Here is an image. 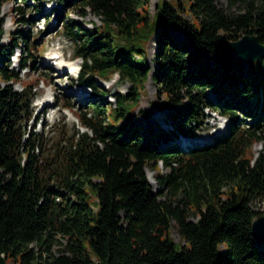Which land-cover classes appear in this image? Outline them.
Masks as SVG:
<instances>
[{"label":"trees","instance_id":"obj_1","mask_svg":"<svg viewBox=\"0 0 264 264\" xmlns=\"http://www.w3.org/2000/svg\"><path fill=\"white\" fill-rule=\"evenodd\" d=\"M55 1L72 55L81 59L75 80L89 86L91 100L73 113L78 125L64 132V144L36 153L23 128L33 92L11 86L17 74L0 49V264H264V244L250 227L264 214V98H236L264 88V56L243 64L227 51L237 30L264 44V0H188V17L180 4L157 0L151 70L148 0ZM70 2L99 22L85 27L67 17ZM170 27L184 36L175 40ZM112 73L129 87L102 106L107 90L96 78ZM148 75L166 104L180 105L167 113L168 128L139 125L142 109L130 114ZM204 108L227 116L226 130L199 145L173 142L204 128ZM259 141L253 156L250 145ZM146 165L156 169V190ZM255 200L261 208L252 207ZM171 225L182 243L171 239ZM55 234L64 243L53 253Z\"/></svg>","mask_w":264,"mask_h":264},{"label":"rangeland","instance_id":"obj_2","mask_svg":"<svg viewBox=\"0 0 264 264\" xmlns=\"http://www.w3.org/2000/svg\"><path fill=\"white\" fill-rule=\"evenodd\" d=\"M156 1L148 0L146 6L150 23L149 28L152 31L144 48V60L149 63L150 70L153 65L151 57L155 50L153 39L155 38L156 28L152 12ZM158 2L160 4L162 0H158ZM166 2L178 10L180 4L183 7L182 14L186 17L189 16L188 0H166ZM36 4L40 7L39 12L32 11V6ZM218 4L223 6V0H219ZM18 6H21V8H18ZM61 7L62 5L55 0H26V2L23 0H7L0 5V17L2 20L0 23V49L9 54L7 69L17 74V79L9 80L11 86L19 90L26 85L33 92L28 101L30 117L23 123V128L27 130L28 137L36 142L34 151L38 154L50 151L55 145L64 144L62 139L64 132L71 133L78 125L73 113L88 109L87 103L91 100L89 88L84 86L83 91L77 94V87L73 82L78 71H76V68L79 66L80 59L72 55L73 43L61 30L62 19H66V17H61V15L58 16L56 9ZM67 8V17L71 16L75 20H80L85 27L99 22L98 16L88 8L80 9L75 7L72 2L67 5ZM230 9L233 8L231 7ZM17 30L25 31L23 32L25 38L21 37V32ZM170 32L175 40H179L184 36L183 32L177 27H170ZM242 33V30L235 31L233 38L239 37ZM15 41L19 43L16 44ZM52 50H55L59 56L51 60L48 57ZM22 59L26 61V66L20 68ZM203 59L208 64L212 63V60L207 56H203ZM260 64L264 65V62ZM61 65H64L63 71L59 70ZM96 79L97 83L107 90V93L100 97L102 106H106L109 103L113 104L114 96L112 93L114 91L126 92L129 87V82L127 80H118L116 73H112L107 78L98 77ZM3 83L5 81L0 80V85ZM206 94L213 97V94L208 89ZM247 96H238L236 98L240 99V102H245L247 99L253 104L256 99L264 98V88L252 95V97ZM40 99L45 100V104L41 105L39 103ZM100 99L96 97L95 101ZM63 100L68 102L67 108L62 106ZM177 107H180V105H168L164 102L162 94L156 91V85L148 75L144 81V87L138 95L136 106H134L130 114L142 109L145 113L143 115L140 112L137 114V116H141L139 125L146 124L148 127L149 124L156 126L157 123L162 127L168 128L170 118L167 113ZM204 111L205 115H207L205 118L207 124L198 135L201 138L204 135L210 138L212 133H222L226 121H221L218 118L219 114L213 110L204 108ZM250 119L251 117L243 116V122ZM262 145L261 141L253 142L250 145L253 156ZM157 169L165 172L168 168L159 161ZM155 170V168L153 169L148 165L145 166V174L153 190L159 187L153 175ZM91 198L90 194L86 196V200L91 202L92 205ZM251 205L253 208H261V203L258 200L252 201ZM55 235L57 236V241L50 247V251L53 253L58 252L64 243L63 237L58 234ZM169 235L172 240L179 243L183 242L173 225L169 228ZM28 245L33 246V242H29ZM222 250L223 247L220 245V251Z\"/></svg>","mask_w":264,"mask_h":264},{"label":"water","instance_id":"obj_3","mask_svg":"<svg viewBox=\"0 0 264 264\" xmlns=\"http://www.w3.org/2000/svg\"><path fill=\"white\" fill-rule=\"evenodd\" d=\"M227 51L230 58L249 63L264 56V44L255 33L243 32L239 37L227 41ZM250 227L255 240L264 244V214L255 215Z\"/></svg>","mask_w":264,"mask_h":264},{"label":"bare ground","instance_id":"obj_4","mask_svg":"<svg viewBox=\"0 0 264 264\" xmlns=\"http://www.w3.org/2000/svg\"><path fill=\"white\" fill-rule=\"evenodd\" d=\"M74 59H77V58H74ZM63 66H64V65H61V68H60L59 70H62V71H63V70H64ZM77 69H78V68H76V70H77Z\"/></svg>","mask_w":264,"mask_h":264}]
</instances>
